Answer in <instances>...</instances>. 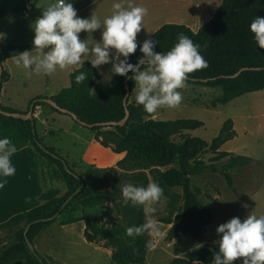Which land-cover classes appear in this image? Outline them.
Here are the masks:
<instances>
[{
	"label": "trees",
	"instance_id": "obj_1",
	"mask_svg": "<svg viewBox=\"0 0 264 264\" xmlns=\"http://www.w3.org/2000/svg\"><path fill=\"white\" fill-rule=\"evenodd\" d=\"M36 1L0 0V18L18 14L26 9L27 2L35 3ZM257 15L264 17V0H222L214 14L197 30H192L181 23L169 22L162 24L147 39L157 42L154 50L158 52L170 50L177 42L180 33L199 44V51L207 61V67L187 74L185 81L212 88L218 87L220 95L211 100V105L215 107L218 104H226L245 93L264 89V49L257 45L254 34L249 30V24ZM139 45L140 43L136 52L130 54L129 62L136 63L137 57L143 55L139 51ZM31 48L32 42L1 44L0 62ZM147 67L146 64L141 65V69ZM240 68L245 69L234 77L229 76ZM79 71L87 72L89 78L77 84L74 77ZM8 75L3 68L2 81L6 80ZM128 75L131 76L133 73L130 71ZM99 78L98 69L93 68L89 61H85L82 68H75L70 72L69 85L61 88L50 98L60 108L74 113L76 117L72 118L92 130L100 145L123 154L117 163L124 164L123 169L128 167L137 170L133 174V185L146 187L151 179L164 189L163 197L169 198L171 207H176L178 201H182L178 206L179 213L169 222L167 239L181 235L200 238L212 220L213 211L191 187L190 175L203 169H211L215 172L218 169L214 162L228 156L221 173L228 186H232L233 180L229 170L251 160L246 155H235L219 149L225 141L236 135L233 120L225 119L217 134L207 141L200 136L184 132L203 126L202 120L185 117L156 119L153 117L155 112L147 113L142 105L129 101L128 96V118L125 124L123 126L103 125V122L117 121L124 116L125 80L129 87V95L135 81L114 73L108 87L103 88L98 83ZM44 97L39 95L30 101L33 109L36 106H48L52 110L64 113L44 102ZM0 107L7 111H17L1 104ZM28 109L29 106L25 111ZM33 127L35 128L34 118L32 126L31 120L0 113V137H9L16 144L17 149L25 145L32 147L39 185L41 186V177H43H40L39 170L47 166V170L52 171L50 178L59 180L66 190L63 195H59L58 188L42 190L36 206L13 214L0 222V228L19 227L15 231L16 242L0 254V264H62L55 263L52 258L48 260L35 249L30 250L25 237L33 242V238L40 230L54 222L59 215H64L67 207L74 201L81 205L80 209L86 208L104 203L108 199H116L122 191L116 187L111 190L105 188L108 178L102 174L103 168L92 167L85 170L83 174L75 171L59 153L43 144L36 129L33 132ZM178 134L180 138L175 140L173 136ZM206 152L212 154L209 162H205L200 157V154ZM64 161L68 169L65 168ZM172 164L176 166H169ZM175 187H180V194L173 191ZM70 195L72 197L63 205ZM122 210L130 226L145 222L146 214L143 205L133 206L129 202L122 206ZM78 219L85 221L84 236L90 240L87 236L88 222L82 216L65 218L62 224ZM28 223L31 225L24 235V229ZM148 250L145 243H140L128 249L112 251V264H145ZM213 251H218V245L200 246L173 258L167 264H212ZM241 260L242 258H237L233 264H241Z\"/></svg>",
	"mask_w": 264,
	"mask_h": 264
},
{
	"label": "rangeland",
	"instance_id": "obj_2",
	"mask_svg": "<svg viewBox=\"0 0 264 264\" xmlns=\"http://www.w3.org/2000/svg\"><path fill=\"white\" fill-rule=\"evenodd\" d=\"M75 1L82 2L79 5H84L91 0H72V3ZM103 1L97 0L90 3V7H86L77 15L82 18H87L92 14L98 17L96 8L102 6ZM183 1L188 2V8H186L188 11L183 10L179 14L188 18L195 17L199 21L203 20L206 15L204 10L203 13L198 12L199 5L194 4L197 0H178L181 5ZM103 19L104 17H101L100 20L103 21ZM9 41L27 43L32 41V36L23 30ZM31 52L33 55L36 54L35 50ZM15 59L16 56H13L2 62L3 68L11 78L4 81L1 90V93L5 94L8 99H2L0 104L4 107L16 106L18 108L13 109L17 111H24L21 109L30 106V101L34 97L55 93L67 86L69 71L74 67L68 66L64 69L57 67L56 71L51 74L33 71L31 75H28L26 70L17 67L14 63ZM111 73L112 71L102 74L99 80L102 87L108 86ZM137 90V87L132 89L129 101H135ZM177 90L182 95L180 104L171 108L168 106L158 108L154 114L155 118L165 120L185 117L202 120L203 126L184 132L200 136L207 141L217 134L225 119L231 118L233 125L235 122L236 135L226 142L223 149L251 158L246 164L229 170L233 180L232 186H228L221 173L228 156L214 162L217 171L203 169L190 175L191 187L213 211L212 220L206 226L203 236L195 238L190 235H181L174 239H167L169 222L179 213L178 206L182 203L179 200L176 207H171L167 197H163L152 205L156 208V212L152 215L157 220L162 236L153 237L147 232L134 238L127 236L126 229L130 225L123 215L122 206L125 203L121 190L126 184H134L133 174L137 170L128 167L123 169L124 164L119 165L116 162L122 154L97 143L95 133L88 127L77 123L69 114L46 108L40 114V118L45 119V125L43 126L38 119L35 121L36 132L43 144L54 149L68 162V165L74 166L81 174L94 167L89 164L101 166L115 162L113 166L104 167L102 174L108 178L106 189L111 190L116 187L121 192L116 199H108L104 203L81 209V205L74 201L70 203L63 215L66 218L82 216L86 219L88 222L87 236L91 241L103 247V253L94 250V246L84 241L78 226L72 230L70 226L61 227L53 223L45 233H40L32 242L34 249L40 255L48 260L52 258L55 263L91 264L90 262L97 261V264H111V259L108 257L111 251L128 249L153 240L156 246L151 248L147 254L148 263L167 264L173 258L194 248L216 246L217 244L213 243L219 239L215 231L216 227L233 216L243 220L249 214L264 215V89L245 93L226 104H218L215 107L211 105V100L220 95L218 87L212 88L185 81L184 86ZM42 129H45L46 133L42 134ZM173 138L178 140L180 135H175ZM211 156L210 152L200 154L205 162H209ZM169 166H176V164ZM47 169V166H44L39 170L40 177L43 176L41 177V192L49 188H58L59 195H63L66 190L64 185L56 178L51 179L52 171ZM173 191L181 193L180 187L173 188ZM143 210L145 212L144 205ZM17 228L19 227L0 228V254L16 242Z\"/></svg>",
	"mask_w": 264,
	"mask_h": 264
},
{
	"label": "clouds",
	"instance_id": "obj_3",
	"mask_svg": "<svg viewBox=\"0 0 264 264\" xmlns=\"http://www.w3.org/2000/svg\"><path fill=\"white\" fill-rule=\"evenodd\" d=\"M115 10L101 21L96 15L82 18L72 0H54L42 8L39 15L30 25L34 32L32 48L16 54L14 63L26 70V74H51L57 67L68 66L82 68L89 61L93 68L115 61L112 69L115 74L135 81L137 94L135 101L142 105L147 113H154L162 106L176 107L182 100L177 90L184 86L187 74L207 67V61L199 51L200 45L183 33L178 34L177 42L167 52L155 51L157 42L145 39L139 45L143 53L136 63L129 62L130 54L138 48L137 34L143 27V18L148 9L143 6L123 7L114 2ZM101 29V41L89 47L79 36L81 31L93 33ZM257 45L264 49V17L256 16L249 24ZM4 36L0 32V39ZM47 49V51H45ZM110 49L115 54L110 56ZM120 57H123L122 59ZM147 65L144 70L141 65ZM133 75L129 76L128 73ZM89 74L79 71L74 79L77 84L88 80ZM111 77L108 78L110 80ZM93 90V89H92ZM94 91V90H93ZM17 152V146L7 136L0 137V188L7 183V177L13 176L16 168L11 157ZM164 189L151 182L146 187L126 184L122 188L124 203L133 206H145V222L126 229V235L135 237L148 233L153 237L162 236L160 227L153 213L152 205L163 197ZM219 239L213 241L218 251H213L212 264H233L242 258L241 264H264V215H247L243 220L233 216L220 223L216 229ZM145 246L154 248L155 242L148 240Z\"/></svg>",
	"mask_w": 264,
	"mask_h": 264
},
{
	"label": "crops",
	"instance_id": "obj_4",
	"mask_svg": "<svg viewBox=\"0 0 264 264\" xmlns=\"http://www.w3.org/2000/svg\"><path fill=\"white\" fill-rule=\"evenodd\" d=\"M95 1H97V0H91V1H89V3H85L84 5H79L82 2L78 3V1H75L73 3V6L77 9V14H79V13L83 12L86 7H90V5H91L90 3L95 2ZM221 1L222 0H197V1H195V3H194L195 6L199 5L198 12H202L204 10V13L206 15L203 18V20H200V21L198 19H195V17L191 16V18H188V17H185V16L179 14L180 11H183V10L188 11V9H186V8H188V6H187L188 2L183 1L182 5H181V4H179L178 0H104L102 2V6L96 8V13L98 14L99 19H101V17L110 16L115 11L112 8V4L114 2H120L122 4V6L125 8H127L129 6H138V5L146 7L148 9V12L144 16L143 21H142L144 28H142L141 32L137 34V42L142 43L156 29H158L164 23H169V22L181 23V24H184V25L190 27L192 30H197L200 27V25H202L204 22H206L214 14L217 7L220 5ZM51 2H54V0H37L35 3L30 2L31 4L27 5L26 9L23 10L22 12H20L18 14H14V15H7V16L1 17L0 18V20H1L0 32H3L4 36L2 39H0V45L5 44V43H12L9 41V39L14 38L16 34H18L20 31H23V30L30 33V36H32V39H33L34 32H33L32 28L30 27V25L34 22V20L39 15H41L42 8L46 7ZM182 7H184V8H182ZM101 31H102L101 29H97L93 33H87V32L82 30L81 33L79 34V36H81L80 38L82 40H84L86 44H88L90 46L94 43L101 41ZM30 42H32V41H30ZM30 42H27V43H30ZM12 44H24V43L18 42V43H12ZM33 50H35V49H33ZM33 50H31V51H33ZM115 51H116L115 49H110V53H109L110 56L114 55ZM120 58L122 59V57H120ZM114 62L115 61L110 60L108 63H105V64L98 66L97 69L100 73V78H101L102 74L105 72L110 73L112 71L110 77H112L114 75V72L112 69V64ZM75 68L76 67L74 66L73 69H71L69 71V74ZM10 78H11V76L8 75L6 80H9ZM100 78H99V80H100ZM99 80H98V83H99ZM4 81L5 80H3L1 83L0 101L2 99H5V100L8 99L5 94L1 93L3 84L5 83ZM103 88H106V87H103ZM133 88H135V86ZM57 92L49 93L47 95H42V96H45V97L49 96L50 97L51 95H54ZM132 102L136 103L135 101H132ZM27 107H25L21 110L25 111L27 109ZM9 108H18V107L15 106V107H9ZM46 108L51 109L48 106H36L33 109V118L35 119V121L38 119V121L43 126L45 125V119L44 118L41 119L40 114L44 110H46ZM153 117H154V115H153ZM233 127H234V129H236L235 122H234ZM41 133L42 134L46 133V130L42 129ZM228 141L229 140L225 141L220 146L219 149L224 150L223 149L224 145ZM96 142L99 143L98 140H96ZM224 151L231 152L229 150H224ZM122 156H123V154H122ZM248 157H250V156H248ZM11 161L16 168V172L13 176L7 177L6 178L7 183L2 188H0V222L5 221L6 219H8L13 214L28 210V209L36 206L39 203L38 197L41 194V186L39 185V183L37 181L36 173H35V164L33 161L32 147L29 145H25V146L17 149V152L14 153L13 156L11 157ZM114 164H115V162L110 163L108 165H101V166L89 164V166L104 168V167H108V166H113ZM70 166H72V165H70ZM72 167L74 168V166H72ZM74 170L77 171L78 173H80L75 168H74ZM151 182L152 181L150 179L149 183H151ZM64 218H66V217H64L63 214L59 215L54 222H52L51 224H49L45 228L41 229L40 232L34 238H36L42 232L45 233L53 223H57L61 227L70 226L72 230H74V228L78 226L80 233L83 235L84 241L86 243L94 246V250H99L103 253V247L102 246L96 244L93 241L87 240L85 238V236H84L85 221L83 219H78L74 222L62 224L61 219H64ZM169 226H170V224H169ZM34 238H33V240H34ZM148 252H150V249L146 253L145 264H149L148 259H147ZM111 254H112V251L108 255V257H110V259H111ZM90 263L91 264H97V261H92ZM110 263L112 264V261ZM62 264H64V263H62Z\"/></svg>",
	"mask_w": 264,
	"mask_h": 264
},
{
	"label": "water",
	"instance_id": "obj_5",
	"mask_svg": "<svg viewBox=\"0 0 264 264\" xmlns=\"http://www.w3.org/2000/svg\"><path fill=\"white\" fill-rule=\"evenodd\" d=\"M30 4H31L30 2L27 3V5H30ZM243 69H245V68H240L238 71H236L235 73H233V74H231L229 76L234 77L240 71H242ZM2 72H3V65L0 62V88H1V83H2ZM125 88H126V94H125V96L123 98V104H124V107H125V114H124V116L121 119L117 120V121H107V122H103L102 123L103 125H107V126H109V125H119V126H123L125 124V122H126V120L128 118L127 98L129 96V87H128V84H127V80H125ZM43 101L46 102L47 104H49L50 106L59 109L61 112L68 113L73 118L76 117L74 113L69 112L66 109L60 108L56 104V102L53 99H51L49 96L44 97L43 98ZM0 113L5 114V115H8V116L19 117V118H22V119H25V120H31L32 121V126H33V104H30L29 109L27 111H7V110H4V109H2L0 107ZM33 132H35V128L34 127H33ZM63 163H64L65 168L68 169V165L65 163V161ZM71 197H72V195H70L65 200V202L63 203V205H65ZM30 225H31V223H28L25 226L24 235H26V232H27V230H28V228H29ZM25 238H26V243H27L28 248L30 250H34L33 243L29 239H27V237H25Z\"/></svg>",
	"mask_w": 264,
	"mask_h": 264
}]
</instances>
